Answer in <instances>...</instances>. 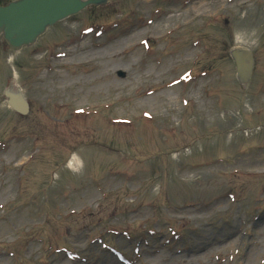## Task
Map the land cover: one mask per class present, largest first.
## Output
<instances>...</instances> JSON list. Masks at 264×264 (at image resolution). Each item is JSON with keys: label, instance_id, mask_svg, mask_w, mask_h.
<instances>
[{"label": "rangeland", "instance_id": "1", "mask_svg": "<svg viewBox=\"0 0 264 264\" xmlns=\"http://www.w3.org/2000/svg\"><path fill=\"white\" fill-rule=\"evenodd\" d=\"M83 36L116 57L73 60ZM36 44L0 39V264H264V0H110ZM232 48L253 53L246 85ZM78 61L95 82L59 99L50 70ZM17 84L27 116L4 110Z\"/></svg>", "mask_w": 264, "mask_h": 264}, {"label": "water", "instance_id": "2", "mask_svg": "<svg viewBox=\"0 0 264 264\" xmlns=\"http://www.w3.org/2000/svg\"><path fill=\"white\" fill-rule=\"evenodd\" d=\"M105 0H15L0 6V37L8 49L14 51L23 43L35 41L55 21L75 14L89 4H103ZM230 57L235 65L239 84L249 81L252 55L245 49H233ZM121 76H123L121 74ZM8 107L25 115L28 105L16 94H5Z\"/></svg>", "mask_w": 264, "mask_h": 264}, {"label": "bare ground", "instance_id": "3", "mask_svg": "<svg viewBox=\"0 0 264 264\" xmlns=\"http://www.w3.org/2000/svg\"><path fill=\"white\" fill-rule=\"evenodd\" d=\"M84 1H86V0H84ZM110 0H105V2L103 3V4H99V5H93V4H89V5H87V6H85L82 10H80L79 12H77V13H80V12H82V11H84V10H86V9H88V7L90 8V7H95V6H105V5H107L108 4V2H109ZM77 13H75V14H77ZM75 14H71V15H67V16H65V17H63V18H61V19H59V20H57V21H55L54 22V26L55 25H58V24H60L61 22H64L65 20H67V19H69L72 15H75ZM183 17V14H180L179 16H177V17H175V16H170L168 19H169V21H175V20H178V19H180V18H182ZM54 26H52V27H54ZM51 27V28H52ZM48 28V29H47ZM46 28V32L50 29L49 27H47ZM79 30H81V31H83L84 30V32H87V29H85V28H81V29H79ZM45 32V33H46ZM146 32H147V29H141V30H139L138 32H137V34H134L132 37H129V40L131 41L134 37H141L143 34H146ZM45 34H43V35H40L35 41H33V42H29V43H23V44H21L20 46H19V48L18 49H16V50H14V51H11V52H14V53H18V52H20V51H22V50H27V51H30V50H32V49H38L37 48V44H36V42L41 38V37H43ZM84 39H85V37L83 36L82 38H79V45L77 46V47H81V51H80V53H78V57L77 56H73V54L75 53L74 52V50H75V48H77V47H75V48H70V49H67V51H66V53L65 54H63V55H57V56H54L53 57V59H54V61H57V60H59L60 58H63L64 60H62V61H60L61 63L59 64L60 66L61 65H65L66 66V69H70L72 66L71 65H67L71 60H67V61H65L67 58H69V57H72L73 56V60H79V59H89V58H92V57H94V55L95 54H97V53H99L98 52V50H96V51H92L91 49H93L92 48V46H90V45H88V44H86V42L84 41ZM119 44H117V43H115L114 44V41L113 42H107L106 43V49H103V52L102 53H100V54H97L99 57H101L102 58V60H105V61H103V63L102 64H106V61H109V60H111L113 57H116V56H113L112 55V53H114L115 52V50L116 49H118L119 47ZM104 47V48H105ZM117 51V50H116ZM38 53V52H37ZM37 53H34L33 54V59H34V57L35 58H39V56H35ZM58 54H60V53H58ZM76 54V53H75ZM28 55V54H27ZM88 57V58H87ZM56 59V60H55ZM65 61V62H64ZM16 62V60L15 61H13L12 62V64H14ZM78 63L80 64V65H82V67H78V69H77V71L76 72H74V73H72L69 77H66V79H70V78H74L73 80H70V81H67L66 79H63V81H60V79H62V78H64V76H60L59 75V73L60 72H57V71H55V70H50V71H52L53 73V75H57V77H58V81H57V83L55 84V85H53L52 87H51V90H52V93L53 94H55L59 99H62V98H65L66 96H64L62 93H61V91L62 90H64V89H68V88H71V87H75V86H77L75 89H74V92L75 93H77V92H80L81 91V88L82 89H84V87L85 86H83V87H81V85H82V83H83V81H85V80H87V84H88V86L90 87V86H93V83L95 82V76H93L92 75V73H94V67H92L91 69H89V70H87L86 69V65L87 64H90V63H85V64H82V62L81 61H78ZM16 64H17V62H16ZM19 65L17 66V69L19 68H21L20 66H21V64L20 63H18ZM91 65H92V63H91ZM14 66V65H13ZM65 66H61V67H59V69L60 68H63L64 69V67ZM16 67V66H15ZM26 71V70H25ZM27 72V71H26ZM119 73V71L117 72V76L119 75L118 74ZM90 74V76H87V75H89ZM18 85V84H17ZM71 85H74V86H71ZM71 86V87H70ZM19 85L16 87L15 85H11V86H8L7 88H5L4 89V91H3V99H4V102H5V104H6V108H4V110H5V112L7 113V114H11V113H16L17 111L16 110H13L11 107H8V105H7V102H6V99H5V94H16V95H19V97H21V98H23V100L26 102V104L28 105V99L26 98V95H25V93H23L22 92V90L21 89H19ZM80 87V88H79ZM17 88V89H16ZM81 93V92H80ZM75 151H78V149L77 148H75ZM21 163H23V158L22 159H20V162L17 164V165H21ZM68 164V163H67ZM68 165H70V167L71 168H73L72 170H76L77 169V165H78V161H76V159L75 160H72V162L70 163L69 162V164ZM62 169V171H63V167L61 168ZM55 171H57V172H59L60 171V169H56ZM64 172V171H63ZM53 178V177H52ZM7 192L9 193L10 192V190L9 189H7ZM7 198V197H6Z\"/></svg>", "mask_w": 264, "mask_h": 264}]
</instances>
